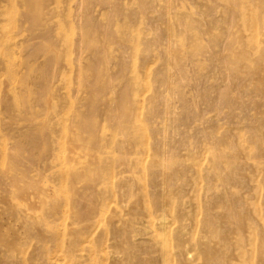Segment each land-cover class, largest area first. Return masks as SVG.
<instances>
[{
  "label": "rangeland",
  "instance_id": "rangeland-1",
  "mask_svg": "<svg viewBox=\"0 0 264 264\" xmlns=\"http://www.w3.org/2000/svg\"><path fill=\"white\" fill-rule=\"evenodd\" d=\"M89 1L0 0V264H128L111 232L164 156L174 193L187 163H245L244 0Z\"/></svg>",
  "mask_w": 264,
  "mask_h": 264
},
{
  "label": "bare ground",
  "instance_id": "bare-ground-1",
  "mask_svg": "<svg viewBox=\"0 0 264 264\" xmlns=\"http://www.w3.org/2000/svg\"><path fill=\"white\" fill-rule=\"evenodd\" d=\"M81 2L84 0H80L77 4ZM114 3L116 5V1ZM244 3L246 12L245 35H243L245 36V49L242 56L244 75L243 80L240 81H244L247 93L245 109L247 110L248 144L245 163L242 166L234 156L212 157L205 163H187L176 172L177 175L183 176V179L180 181L181 187L179 186L174 193L173 187L167 188L166 186L174 175L169 171L170 159L167 160L168 158L163 155L166 159L161 161L160 158L161 163L159 161L160 164H157L161 169L155 176L159 182L151 178L139 188L138 200L143 205L144 211L139 217L131 220L132 227L129 229L120 226L111 232L114 239L112 244L115 247H122L126 253L124 254L126 260L125 257L123 260L128 264H183L190 257L193 260L188 264H264V0H244ZM90 5L92 8L94 4L90 2ZM79 7L81 8V5ZM113 7L112 9L115 10L118 6ZM108 9L112 10L110 7ZM116 12L119 13L117 10ZM87 14L86 16L91 15ZM114 14H116L115 11ZM105 23L104 27H106ZM90 24L93 25V22ZM94 24L96 25V22ZM94 26L92 29L95 28ZM98 27L100 30L101 26ZM104 27L101 29L106 34ZM102 50H99V53ZM107 88L105 86L103 89ZM150 161L149 164H153ZM11 166L15 164H9L8 167ZM151 168L153 166L150 165L149 169L153 170ZM92 185V183L89 184V186ZM184 185L189 186V190L183 188L187 190L188 207L185 206L184 200L176 203L173 201L177 194L184 196V192L180 190ZM27 186H30V183L26 187L24 185L25 188ZM131 190L133 192L132 188ZM193 210L195 211L194 216ZM166 211L171 217L168 221H164ZM189 219L196 222L202 220L205 229L203 234L188 230L186 222ZM124 224L126 225L125 222ZM142 224L145 227V233L148 234L143 238L139 237L137 232V228ZM130 233L134 236L130 237ZM188 243L192 245L193 256L185 249ZM153 247L155 248L154 253L146 254ZM135 249L138 251L133 254ZM141 252L144 254L141 255ZM105 253L109 256L115 254L111 250ZM120 257L121 260L118 258L119 264H122V256Z\"/></svg>",
  "mask_w": 264,
  "mask_h": 264
}]
</instances>
